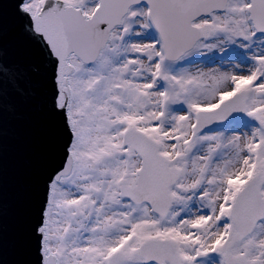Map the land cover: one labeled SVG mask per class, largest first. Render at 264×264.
Returning <instances> with one entry per match:
<instances>
[{"label":"snow or ice","instance_id":"6c2138e0","mask_svg":"<svg viewBox=\"0 0 264 264\" xmlns=\"http://www.w3.org/2000/svg\"><path fill=\"white\" fill-rule=\"evenodd\" d=\"M6 120L31 264H264V0H0Z\"/></svg>","mask_w":264,"mask_h":264},{"label":"water","instance_id":"95a60500","mask_svg":"<svg viewBox=\"0 0 264 264\" xmlns=\"http://www.w3.org/2000/svg\"><path fill=\"white\" fill-rule=\"evenodd\" d=\"M10 6L4 9L5 22L10 19ZM49 150L47 125L27 126L15 121L5 122L2 154V223L3 251L0 264H31L34 259L22 235L34 215L30 201L32 187Z\"/></svg>","mask_w":264,"mask_h":264}]
</instances>
